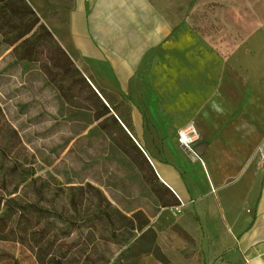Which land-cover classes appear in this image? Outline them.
I'll list each match as a JSON object with an SVG mask.
<instances>
[{"label":"rangeland","instance_id":"obj_1","mask_svg":"<svg viewBox=\"0 0 264 264\" xmlns=\"http://www.w3.org/2000/svg\"><path fill=\"white\" fill-rule=\"evenodd\" d=\"M173 1L225 55L241 50V66L232 70L251 74L258 51L249 40L264 37V0ZM62 2L47 0L54 8ZM259 84L261 110L250 107L252 98L208 134L193 129L191 146L225 148L238 175L255 172L264 189V75L260 82H245L248 90ZM58 85L41 64L20 60L13 47L0 44V264H164L144 252L152 235L132 245L141 234L131 227L137 207L147 211L172 264H208L177 226L155 220L172 197L98 128L94 113L79 108ZM114 104L118 112L129 109L126 97L115 95ZM159 232L177 235L184 247L175 249L173 239L175 250L167 255Z\"/></svg>","mask_w":264,"mask_h":264},{"label":"crops","instance_id":"obj_2","mask_svg":"<svg viewBox=\"0 0 264 264\" xmlns=\"http://www.w3.org/2000/svg\"><path fill=\"white\" fill-rule=\"evenodd\" d=\"M28 2L98 92L128 99L129 109L118 112L121 118L115 114L145 152L151 178L184 202L181 213L176 205L162 206L155 220L177 226L208 264H264V189L258 176L238 175L225 148L202 143L191 153L179 135L190 129L208 134L252 98L250 107L261 110V85L248 90L245 82H260L264 75V37L250 38L257 59L251 74L237 75L232 68L241 66V50L227 56L217 49L211 35L184 19L176 1L64 0L55 8L47 0ZM202 145L198 155L194 147ZM139 210L147 215L143 207L134 212ZM164 235L159 232L158 240L167 255L184 247L175 235L174 249L171 236Z\"/></svg>","mask_w":264,"mask_h":264},{"label":"trees","instance_id":"obj_3","mask_svg":"<svg viewBox=\"0 0 264 264\" xmlns=\"http://www.w3.org/2000/svg\"><path fill=\"white\" fill-rule=\"evenodd\" d=\"M0 35V44L6 43L8 48L13 47V52L20 60L41 64L45 74L59 83V89L68 99L78 100L79 108L94 113L98 128L110 133L124 152L136 158L132 161L138 166L139 163L144 165L152 177L153 167L143 149L126 129L125 121L123 123L120 120L112 96L101 89L97 91L28 0H0ZM164 188V194L173 197L174 201L164 200L162 206L179 204V198L169 188ZM135 221L138 223L134 224ZM131 222L132 229L141 232L132 245L152 235L154 240L144 252L154 254L164 264H172L159 247L156 229L150 225L148 216L139 210L133 213Z\"/></svg>","mask_w":264,"mask_h":264},{"label":"built area","instance_id":"obj_4","mask_svg":"<svg viewBox=\"0 0 264 264\" xmlns=\"http://www.w3.org/2000/svg\"><path fill=\"white\" fill-rule=\"evenodd\" d=\"M184 132L189 137V139H186L183 132H180V134H179L180 135V141L184 145V147L189 148L193 152L194 150H193L191 144L193 143V140H194L193 134L195 133V131L193 129H190V130H185ZM179 201H180L179 204L174 207V210L177 213H181L183 210V207H184V202L181 200V198H179Z\"/></svg>","mask_w":264,"mask_h":264},{"label":"water","instance_id":"obj_5","mask_svg":"<svg viewBox=\"0 0 264 264\" xmlns=\"http://www.w3.org/2000/svg\"><path fill=\"white\" fill-rule=\"evenodd\" d=\"M205 147H206L205 145H202L200 147L195 148V150L198 153V155H202L203 154V152L205 150Z\"/></svg>","mask_w":264,"mask_h":264},{"label":"clouds","instance_id":"obj_6","mask_svg":"<svg viewBox=\"0 0 264 264\" xmlns=\"http://www.w3.org/2000/svg\"><path fill=\"white\" fill-rule=\"evenodd\" d=\"M212 107L213 110L217 111L218 113L222 112V109L217 104L213 103Z\"/></svg>","mask_w":264,"mask_h":264},{"label":"bare ground","instance_id":"obj_7","mask_svg":"<svg viewBox=\"0 0 264 264\" xmlns=\"http://www.w3.org/2000/svg\"><path fill=\"white\" fill-rule=\"evenodd\" d=\"M181 132H183L186 139H189V137L186 135V133L184 131H181Z\"/></svg>","mask_w":264,"mask_h":264}]
</instances>
